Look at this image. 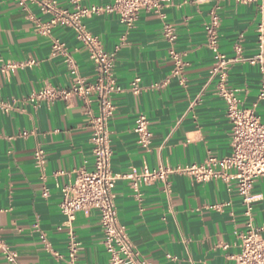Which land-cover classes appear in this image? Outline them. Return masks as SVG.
<instances>
[{"label":"crops","instance_id":"obj_1","mask_svg":"<svg viewBox=\"0 0 264 264\" xmlns=\"http://www.w3.org/2000/svg\"><path fill=\"white\" fill-rule=\"evenodd\" d=\"M45 3L72 11L76 4L103 7L113 0H29L26 8L19 0H0V233L18 254L17 263L2 256L0 262L108 264L99 213L79 212L68 224L60 210L61 188L75 182L76 171L93 168L88 112L98 114L99 105L94 100L86 106L78 97L51 104L31 100L47 86L69 89L73 84L65 58L54 55L55 41L64 45L83 79L93 83L99 74L71 27L59 24L51 35L40 32V25L54 17ZM262 4L264 0H170L158 13L142 12L131 30L116 15L85 19L88 31L113 55L121 89L111 98L109 119L115 174L187 167L231 155L232 125L205 32L214 10L221 20L219 52L228 59L242 58L230 64L226 86L237 91L242 108L256 106L264 121V101L258 102L264 75L247 60L259 52ZM166 23L174 27L175 49L186 63L181 76L173 74L171 45L163 34ZM9 63L18 66L6 69ZM137 78L140 92L134 93ZM141 114L153 134L150 150L138 144L134 132ZM38 150L45 155L43 169L35 162ZM141 192L138 198L127 180L117 181L114 189L119 223L150 264H237L248 221L235 182L197 183L176 173L169 178V191L157 182ZM253 193L254 226L264 238V177L257 179ZM43 235L57 255L45 249ZM72 242L79 244L75 259L69 256Z\"/></svg>","mask_w":264,"mask_h":264},{"label":"built area","instance_id":"obj_2","mask_svg":"<svg viewBox=\"0 0 264 264\" xmlns=\"http://www.w3.org/2000/svg\"><path fill=\"white\" fill-rule=\"evenodd\" d=\"M29 0H19V5L27 7ZM170 0H113L107 6L82 7L76 4L71 10L58 9L55 5L45 3V8L54 17L46 25H40V32L44 35H51L52 29L62 24L71 27L77 39L88 49L91 60L98 70V77L95 82L90 83L78 74V69L73 59L66 51L63 44L54 42V55L61 54L71 69L73 84L69 89H58L47 86L41 91L32 95V101H40L47 104L56 101H69L72 97H78L89 106L94 100L99 105V113L90 116L92 145L94 153V164L92 169L82 168L76 171L77 177L74 183L61 188L62 200L60 204L61 213L67 218V223L75 221L79 212L96 210L100 216V224L103 232V244L109 255L108 264H150L141 254L137 246L130 239L126 229L121 226L118 219L116 207V195L114 189L117 181L127 180L135 195L142 196V187L161 182L169 191V178L176 174H182L193 179L197 183H205L216 180H224L226 183L235 182L237 192L242 199L247 217V232L241 236V253L237 257V264H264V238L261 230L254 226V204L256 196L253 193L257 179L264 177V121L257 114L256 106L244 109L241 107L237 97V91L226 86L228 69L231 63L242 59H228L219 52V28L220 17L214 10L211 12L210 22L205 26L207 44L215 54L216 68L214 73H220L218 92L226 103L227 117L232 125V153L230 156L219 159L209 157L201 164H194L187 167H159L154 170L133 169L124 174H115L112 170L111 160L113 151L109 131V119L111 118L114 106L112 96L121 91L114 78V58L103 49L99 37L92 34L86 28L84 21L87 18L101 15H116L120 22L131 30L139 20L142 12H159L163 5ZM240 3H248L251 0H236ZM258 54L247 59L250 64L259 67L264 75V4L260 6V21L257 26ZM164 37L170 43V57L174 64V76H181L186 67L183 57L175 49L177 35L170 24L164 25ZM238 54L241 48L237 47ZM33 62H26L29 66ZM18 65L9 63L6 69L16 68ZM140 79L132 82V90L139 93ZM264 101V80L260 87L258 102ZM0 106L4 104L0 101ZM134 132L140 146L150 150L153 143V134L150 129L148 118L139 115ZM35 162L38 168L43 169L45 155L42 150L35 153ZM48 196V191L43 192ZM215 208L220 209L221 206ZM45 249L57 255L51 244L42 236ZM79 251V244L72 242L69 247V256L75 259ZM0 256L10 263H17L18 254L10 249L1 237L0 233ZM1 264V262H0Z\"/></svg>","mask_w":264,"mask_h":264}]
</instances>
